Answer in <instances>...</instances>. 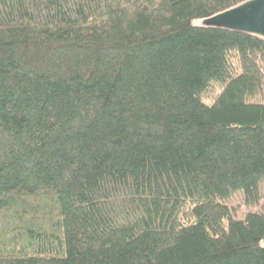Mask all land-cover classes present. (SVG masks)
<instances>
[{"label": "trees", "instance_id": "16d2710c", "mask_svg": "<svg viewBox=\"0 0 264 264\" xmlns=\"http://www.w3.org/2000/svg\"><path fill=\"white\" fill-rule=\"evenodd\" d=\"M246 1L0 0V264H264Z\"/></svg>", "mask_w": 264, "mask_h": 264}, {"label": "water", "instance_id": "95a60500", "mask_svg": "<svg viewBox=\"0 0 264 264\" xmlns=\"http://www.w3.org/2000/svg\"><path fill=\"white\" fill-rule=\"evenodd\" d=\"M201 26L252 34L264 39V0H248L222 13L203 19Z\"/></svg>", "mask_w": 264, "mask_h": 264}, {"label": "rangeland", "instance_id": "374dc122", "mask_svg": "<svg viewBox=\"0 0 264 264\" xmlns=\"http://www.w3.org/2000/svg\"><path fill=\"white\" fill-rule=\"evenodd\" d=\"M232 204L237 205L239 208L238 217L243 216V214L251 210L250 208L244 205L241 195H236L233 198Z\"/></svg>", "mask_w": 264, "mask_h": 264}]
</instances>
